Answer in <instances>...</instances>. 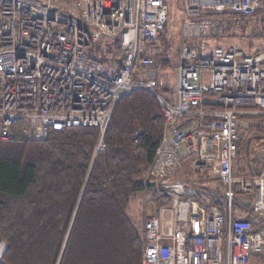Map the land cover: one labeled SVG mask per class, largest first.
I'll return each instance as SVG.
<instances>
[{
    "label": "built area",
    "instance_id": "2783aa9c",
    "mask_svg": "<svg viewBox=\"0 0 264 264\" xmlns=\"http://www.w3.org/2000/svg\"><path fill=\"white\" fill-rule=\"evenodd\" d=\"M263 5L183 0L170 102L155 62L169 20L166 0H0V141H43L71 127L103 136L122 98L148 92L164 121L149 177L169 184L184 158L197 157L196 167L219 180L222 199L220 207H205L169 188V216L143 224L142 264H264V169L234 174L240 118L264 116V51L220 44L229 16H254ZM101 42L119 43V70L99 59ZM104 150L100 141L97 152ZM241 201L250 202L254 220L240 211ZM8 249L0 239V260Z\"/></svg>",
    "mask_w": 264,
    "mask_h": 264
},
{
    "label": "trees",
    "instance_id": "16d2710c",
    "mask_svg": "<svg viewBox=\"0 0 264 264\" xmlns=\"http://www.w3.org/2000/svg\"><path fill=\"white\" fill-rule=\"evenodd\" d=\"M232 18L244 19L229 16L226 34ZM101 46L99 59L119 70L122 60L114 69L109 54H121L119 43ZM163 130L157 98L136 91L120 100L103 136L98 128L71 127L43 141H0V239L9 245L3 264H142L143 226L133 223L130 204L151 187ZM100 141L104 152H97ZM242 148L240 141L238 154ZM238 207L254 220L243 201Z\"/></svg>",
    "mask_w": 264,
    "mask_h": 264
},
{
    "label": "rangeland",
    "instance_id": "374dc122",
    "mask_svg": "<svg viewBox=\"0 0 264 264\" xmlns=\"http://www.w3.org/2000/svg\"><path fill=\"white\" fill-rule=\"evenodd\" d=\"M166 2L169 8V20L166 25V33L161 37V40L158 43L160 52L155 56V62L158 76L163 81L165 87H167V94L163 95L165 98H168L169 94L171 95L176 91L178 56L184 41L181 34L183 0H166ZM232 20L235 21V24L233 25L234 27H232V31L229 34H226L225 37L220 40V44L222 46L237 47L247 53L264 50V5L254 16L245 17L244 19L232 18ZM243 27H246V29H243ZM102 44L103 42L97 44V46H101ZM108 47L110 48V46ZM110 51V64L111 67L114 68L116 66L113 62L121 59V55L120 53H115L111 48ZM96 54L98 55V53ZM240 131L243 148L237 157V159H239L237 161L239 170L238 177L255 176L259 171L261 172V164L263 163L261 161V155L264 153V116H247L240 118ZM187 163L189 162H185L184 165H181V167L185 168ZM193 163H195V161H192L191 164ZM179 170L170 182H168L169 184L156 182V186H151L143 192H139L135 195L130 204V216L137 228L141 230L146 220L142 211L144 209L145 202L148 199L156 198L157 201H163V204H167L168 206L170 205L171 195L168 193L169 188H172L175 194L191 196L201 201L202 197L196 192L177 189L180 185H182L185 189L186 183L182 180L187 181V178L190 179L189 181H192L193 179L195 184H201L204 182V184L206 183L205 187H210L212 189L218 188V196H207V199H219L221 201L222 188L217 178H213L208 172L204 173L205 171L198 167L194 170L193 174L189 173L187 175V172L182 175L179 174L178 178L182 179L179 180L177 178ZM151 181L155 182L152 179ZM207 199H203V205L208 204ZM5 256L6 254L0 262L4 263Z\"/></svg>",
    "mask_w": 264,
    "mask_h": 264
},
{
    "label": "crops",
    "instance_id": "0c3cea01",
    "mask_svg": "<svg viewBox=\"0 0 264 264\" xmlns=\"http://www.w3.org/2000/svg\"><path fill=\"white\" fill-rule=\"evenodd\" d=\"M164 94L166 95L167 94V91L164 92ZM175 93L173 94H169L168 96V100L170 102H174L175 101ZM239 159H236L235 163H234V174L238 177V161ZM192 161L195 163L191 164ZM185 162H189L187 163V165L185 166V168H180L179 170V173H178V176L177 178L179 177V174L182 175V174H185L187 172V175L189 173L193 174L194 173V170L197 168V157H186L184 158V161H183V164ZM261 168L264 169V166H263V163L261 164ZM189 169V170H188ZM187 170V171H186ZM191 176H194V175H191ZM179 179V178H178ZM179 180H182V179H179ZM190 179L187 178V181L186 180H182L184 181L186 184H185V190L186 191H190V192H196L197 194H199L201 197H202V200L204 198H208L207 196H211V197H215V196H218V188L217 189H212V188H208V187H205V184L204 182H202L201 184H195L193 182V179L192 181H189ZM214 180V179H213ZM204 184V185H203ZM214 191V192H213ZM208 200V199H207ZM219 200V199H218ZM208 203H210V201L208 200ZM245 204V203H244ZM202 205V204H201ZM205 207H212V206H209L208 205H203ZM246 206V205H245ZM167 207L168 205L166 204H163V201L160 202V201H157L156 198H152V199H148L146 202H145V206H144V209L142 211L143 213V216L147 219L149 217H151L152 215H158L160 217H166V216H169V213L167 211Z\"/></svg>",
    "mask_w": 264,
    "mask_h": 264
},
{
    "label": "water",
    "instance_id": "95a60500",
    "mask_svg": "<svg viewBox=\"0 0 264 264\" xmlns=\"http://www.w3.org/2000/svg\"><path fill=\"white\" fill-rule=\"evenodd\" d=\"M151 186H156V182H151ZM245 205H246L247 208H249L250 207V202H246Z\"/></svg>",
    "mask_w": 264,
    "mask_h": 264
}]
</instances>
